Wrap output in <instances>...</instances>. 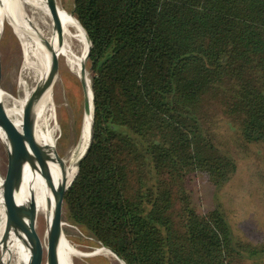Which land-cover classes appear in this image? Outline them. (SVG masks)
<instances>
[{"label":"trees","instance_id":"obj_1","mask_svg":"<svg viewBox=\"0 0 264 264\" xmlns=\"http://www.w3.org/2000/svg\"><path fill=\"white\" fill-rule=\"evenodd\" d=\"M73 16L92 44L95 119L66 221L126 264L264 254L220 205L201 212L191 185L218 196L238 172L233 140L264 146V0H74Z\"/></svg>","mask_w":264,"mask_h":264},{"label":"bare ground","instance_id":"obj_2","mask_svg":"<svg viewBox=\"0 0 264 264\" xmlns=\"http://www.w3.org/2000/svg\"><path fill=\"white\" fill-rule=\"evenodd\" d=\"M59 12L63 25L61 35L54 29L49 0H0V39L5 25L8 23L15 34L24 42L25 70L33 75L30 80H27L31 84L24 104L4 90L1 92L0 100L8 118L15 126L19 129L22 128L26 103L36 87L49 75L54 56H56L59 66L65 67V71L60 72L61 69L59 70L54 86L43 95L35 110L36 136L42 145L57 150L56 142L58 140L56 136L59 133V122L53 89L58 83L59 77L61 76V81L58 85L61 87L64 84L63 79L70 77L79 83H84V87L82 86L84 96L85 91L87 92L89 113L85 115L84 112L78 144L68 151L67 156L63 158L66 166L65 173L57 161L49 162V171L52 177L50 182L41 172L26 166L22 181L16 185L13 191L15 205L22 211V218L25 223L29 224L33 220L37 224L44 220L46 236L55 209V190L61 185L64 178L71 182L76 176L78 162L89 145L90 128L93 120L91 77L85 61L86 55L88 57L87 52H89L90 43L77 19L75 20L71 15H68L60 6ZM49 47L54 48V54ZM0 134L5 140L4 146L8 151V141L1 127ZM3 181L4 177L0 174V245L6 221ZM42 243L46 250V242L42 241ZM32 248L34 249V247ZM76 254L64 235L59 248V263L74 264L73 255ZM95 255L115 257L105 248L100 249L92 256ZM13 256H16L19 264L26 263L30 256L29 249L18 235L14 246L7 252L3 264H10ZM121 264L124 263L121 262Z\"/></svg>","mask_w":264,"mask_h":264},{"label":"rangeland","instance_id":"obj_3","mask_svg":"<svg viewBox=\"0 0 264 264\" xmlns=\"http://www.w3.org/2000/svg\"><path fill=\"white\" fill-rule=\"evenodd\" d=\"M57 2L68 15L76 19L73 16L74 0H57ZM0 53L2 57V90L24 104L31 84L27 80H30L33 75L25 70L24 42L8 23L5 25L0 39ZM86 65L91 77L90 64L86 62ZM59 70L63 72L65 67L62 65ZM60 77L53 89L59 122L56 149L60 156L65 158L68 151L78 144L82 131L84 92L81 83L70 77L63 79L64 84L61 87L58 85L61 81ZM220 132L228 138L232 137V132L228 127H224ZM4 143L5 140L0 134V174L3 177L8 167V151ZM232 147L238 156V172L235 178L218 192V196L215 188L208 182L200 178L196 179L191 184L194 202L201 212L211 210L217 204L220 205L228 214L237 239L244 243L260 246L264 244V146L246 150L240 142L233 140ZM51 165L53 164L51 163ZM63 229L71 249L77 253L73 255L74 264H121L113 256H92L106 247L79 228L69 224L66 218ZM36 231L47 246L44 220L36 224ZM16 237L17 234L7 228L5 221L0 245V264L4 263L7 252L16 242ZM46 256L45 251L44 264H47ZM10 264H19L16 256H13ZM241 264H264V254L244 260Z\"/></svg>","mask_w":264,"mask_h":264},{"label":"water","instance_id":"obj_4","mask_svg":"<svg viewBox=\"0 0 264 264\" xmlns=\"http://www.w3.org/2000/svg\"><path fill=\"white\" fill-rule=\"evenodd\" d=\"M49 8L53 19L54 29L59 33V35H61L63 25L61 22L57 0H49ZM87 38L90 43L87 57V59H89L92 44L88 36ZM49 49L54 54V48L49 47ZM59 67V62L56 56H54L51 63L49 75L42 83H40L36 87L35 91L32 93L31 97L26 103V106L24 108L23 125L21 129L17 128L15 124L8 118L3 103L0 100V127L6 135L9 147L8 167L3 181V198L5 203L6 226L7 228L14 231L19 236V238L24 241L25 246L29 249L30 256L27 262L24 264H44L45 251L47 255V264H60L59 248L64 237L63 228L65 226V196L67 191L73 184L74 179L79 172L80 164L88 155L94 140L93 128L95 108L93 96V120L90 128L89 145L78 162L77 173L74 179L71 182H68V180L64 178L61 185L55 190V209L52 223L47 232V246L45 250L41 238L36 231L35 221L31 220L29 224L25 223L22 218V211L15 205L13 199V191L16 185L22 181L26 166L41 172L50 182L52 180V177L49 171V162L57 161L61 166L63 173H65L66 166L63 157L60 156L57 150L42 145L37 140L36 136L35 110L38 102L43 97V95L54 86L57 75L59 73ZM81 83L84 87V83ZM1 92L2 57L0 53V97ZM84 112L85 115H88L89 113V104L86 91L84 96ZM32 247H34V249ZM105 249H108L120 263L122 262L126 264V262L118 253L109 248Z\"/></svg>","mask_w":264,"mask_h":264}]
</instances>
